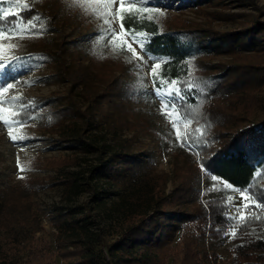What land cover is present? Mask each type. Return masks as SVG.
<instances>
[{
    "label": "rangeland",
    "instance_id": "obj_1",
    "mask_svg": "<svg viewBox=\"0 0 264 264\" xmlns=\"http://www.w3.org/2000/svg\"><path fill=\"white\" fill-rule=\"evenodd\" d=\"M7 1L32 7L37 13L32 19L38 28L42 26V34L5 33L0 39L4 45L0 61L16 60L15 71L5 78L13 87L0 94V108L5 109L0 112V264L75 261L81 252L58 225V213L73 204L85 207L97 221L95 227L102 230L104 241L97 248L102 247L108 260L110 245L123 236L117 206L124 187L105 177L89 178L98 191L95 199L91 190L68 198L55 178L74 169L90 175L91 165L124 148L142 160L144 170L157 179L162 195L171 198L181 182L183 186H197L193 195L182 198L183 207L195 209L199 202L208 207L207 198L223 196L231 216L249 213L243 208L254 202L249 193L212 177L204 160L225 140V133L264 117V0H147V10L145 5L129 0H112L110 4L105 0H82L80 4L71 0ZM121 3L124 8L141 7L158 19L163 30H176L197 41L238 36L229 45L203 51L190 60L188 81L202 85L204 91L196 106L178 112L164 105L167 97L156 95L152 70L165 57L146 49L145 33L119 28ZM109 13L116 16L114 22ZM105 15L119 32L114 41ZM72 61L78 65L79 75L84 70L81 63L87 65L85 81L57 74L58 63L61 67ZM171 88L176 90L178 85L171 84ZM97 92L102 96H95ZM12 98L16 103H8ZM32 105L37 107L36 114L18 116L27 120L26 124L12 123L21 108ZM46 106H54L61 114L77 107L80 115L64 119L81 123L84 137L96 148L88 151L63 141L64 119L57 122L56 117L47 115L42 119L39 107ZM184 114L191 122L182 121ZM185 138L191 147L184 146ZM69 157L80 163L64 168L63 159ZM260 185L264 186V174ZM237 207L242 212L237 213ZM210 239L198 222L189 223L182 240L155 251L151 264H195L192 255L200 259L204 245L214 259L219 256L218 260L211 259V264H230L232 236L225 235L213 246ZM188 246L194 254L186 253Z\"/></svg>",
    "mask_w": 264,
    "mask_h": 264
},
{
    "label": "trees",
    "instance_id": "obj_2",
    "mask_svg": "<svg viewBox=\"0 0 264 264\" xmlns=\"http://www.w3.org/2000/svg\"><path fill=\"white\" fill-rule=\"evenodd\" d=\"M20 2V1H19ZM16 2L8 3L3 1L4 9L10 13L5 19L6 23L17 22V15L27 20L36 18L33 8L30 6L20 7ZM29 7V8H28ZM120 10L121 23L126 31L132 33H145L147 35L146 49L156 55L165 57L161 66L152 73V81L158 77L166 78L168 82L176 81L178 89L186 95L185 101H180V107L196 106L203 95V86L188 81L190 75V60L203 51L213 52L220 47L229 45L238 36L236 34L222 35L217 38H207L202 41L193 36H185L176 30H163L158 19L141 9V7L130 6ZM36 24V19L33 20ZM256 31H252L255 33ZM43 59V56H41ZM52 60L56 61L55 58ZM84 70L82 75L75 62L63 63L56 67L57 74H68L70 80H82L87 65L81 63ZM189 85L191 87L189 88ZM159 87V84H155ZM97 97L102 95L97 92ZM23 114L33 115L37 113V107L27 106ZM39 114L42 119L45 115L57 118V122L70 116L80 115L81 111L77 107L75 110L66 109L67 113L61 114L54 106L39 107ZM98 108L94 109V115L98 114ZM21 114V115H23ZM76 115V116H77ZM20 116V115H19ZM24 116H21L23 118ZM64 119L61 129L63 141L74 142L75 146L91 151L96 148L92 141L84 137L81 123H67ZM56 123V122H55ZM53 124V123H52ZM225 140L217 143L204 160L206 168L212 177L220 178L237 189L247 191L258 200L250 204L255 215L249 219V213L239 224L231 219L230 206L226 197H209L206 207L202 202L194 208L185 205L182 198L193 195L197 191V186L193 184H181L175 188L171 198L162 195L159 183L150 177L144 170V165L137 155L124 148L116 152L114 156L107 159H99L97 163L91 165L90 175L85 176L83 170L74 169L55 178V182L61 183L64 190L71 196H79L86 190L93 191L92 198L98 196L95 184L89 178L96 179L105 177L111 182L124 187L125 192L120 193L118 201L119 229L123 236L109 247V259H105L102 247L103 235L100 227H95V218L80 205H69L63 207L58 213L60 216L59 230L72 237V243L81 253L77 259L70 264H151L155 258V251L161 250L168 244L182 240L185 225L198 222L210 234L211 245L213 246L220 238H223L229 230L234 228L236 233L232 237V255L230 264H264V208H254V204L264 201V186L260 185L264 174V117L253 120L246 126L232 129L230 133H225ZM65 137V138H64ZM62 140V139H61ZM62 166L79 164L77 159L72 161V157L63 159ZM73 162V163H72ZM72 163V164H71ZM196 180H194V184ZM132 183V187L128 184ZM94 198V199H95ZM253 201V200H252ZM168 206L166 207L165 205ZM177 206L176 209L172 207ZM178 204V205H177ZM171 205V206H170ZM90 207V205H88ZM1 211V210H0ZM149 218V221H148ZM190 232L196 238L195 230ZM199 241V236H197ZM215 242V243H214ZM220 243V242H219ZM218 243V244H219ZM185 244H188L185 242ZM207 246L204 245L203 255L197 258L192 255L191 259H196L195 264H211L214 259L208 253ZM186 253L194 254L191 246H188ZM214 260H218V254ZM193 264V263H191Z\"/></svg>",
    "mask_w": 264,
    "mask_h": 264
},
{
    "label": "snow or ice",
    "instance_id": "obj_3",
    "mask_svg": "<svg viewBox=\"0 0 264 264\" xmlns=\"http://www.w3.org/2000/svg\"><path fill=\"white\" fill-rule=\"evenodd\" d=\"M82 2V0H71L72 4H80ZM106 3H111L112 0H105ZM129 2L131 4H142L145 5V9L146 8V4H147V0H129ZM120 8L121 10L124 11H130L128 9H124V5L123 3L120 4ZM10 13L8 11H6L3 7V0H0V39H3L5 37V33L8 34H15V33H20V32H24V33H28L30 35H40L42 34V26L40 28H38L37 24L33 21L32 18H29L27 20H24L23 18H20L18 16V14L13 13V15H17V22H13L11 24L6 23V17L9 15ZM108 15H112V21L114 22L116 20V16L109 13ZM38 19V18H37ZM123 19V18H121ZM104 22L108 24V28L109 31L111 32V36H112V40H115V37L117 35H119V32L117 30V28L112 27V23L108 21V16L105 15L104 16ZM124 25L123 23H121L119 25L120 29H123ZM134 42L135 38H134ZM140 45H141V51H145L144 47H143V41H140ZM4 50V45L0 44V54L3 53ZM18 59H22V58H16ZM141 59H143V57H141ZM15 65H16V60H10L7 62H3L0 61V94H2L3 92L7 91L8 89L13 87V84L8 81L7 79H5L11 72L15 71ZM161 66V62H156L155 63V67L159 68ZM153 71V75L155 76L156 73ZM159 84L158 88H155V92L156 95L161 96V97H167L166 100L163 101L165 106H170L173 110H176L178 112H182V108L180 107V101H185L186 100V95L183 94L179 89L173 90L171 88V84H175L176 81H171L168 82L166 78H160L157 76L156 79L153 80V84ZM191 87V85H189V88ZM3 101H0V104H2ZM8 103L10 104H14L16 103V98H12L11 100L8 101ZM5 111V109L0 108V112ZM163 111V108H162ZM24 109L21 108L20 112L17 114V116L13 117L12 123L16 124V125H21V124H26L27 120H21L18 118L19 115L23 114ZM165 115L167 116V114L165 113ZM0 119H3L2 117H0ZM183 120H187L188 122H191V118L184 114L182 115V121ZM5 123L7 124V121H5ZM173 127H175V123L173 125ZM199 131V130H197ZM10 136H11V131L9 132ZM13 140L15 141L17 138L16 137H12ZM183 144L184 146H188L191 147V143L190 140L188 138H185L183 140ZM249 198L252 199L253 201H257L258 198L253 196L251 193H249ZM243 208H247L249 211V219L251 218H255V219H259L260 217L258 215H255L254 211L252 210V208H249L248 205H244ZM254 208H264V201H259L257 203L254 204ZM235 211L237 213L242 212V208L237 207L235 209ZM231 219L235 220L237 224L240 223L241 220H244V217L241 215L239 218H237L236 216H231ZM226 235H231L233 238L235 237L236 233L235 231L229 230L228 232L225 233Z\"/></svg>",
    "mask_w": 264,
    "mask_h": 264
}]
</instances>
